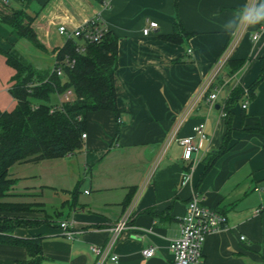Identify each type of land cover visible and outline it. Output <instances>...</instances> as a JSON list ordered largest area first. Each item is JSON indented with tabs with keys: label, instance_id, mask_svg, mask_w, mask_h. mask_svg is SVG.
I'll return each mask as SVG.
<instances>
[{
	"label": "crops",
	"instance_id": "0c3cea01",
	"mask_svg": "<svg viewBox=\"0 0 264 264\" xmlns=\"http://www.w3.org/2000/svg\"><path fill=\"white\" fill-rule=\"evenodd\" d=\"M0 1L32 17L44 48H34V61L27 59L37 70L51 67L54 50L66 40L59 24L72 29L99 16L117 38L119 114L88 113L85 137L75 153L13 164L12 192L35 204L25 217L38 223L14 227L11 236L39 240L42 264H94L89 246L105 244L110 227L151 172L134 205L131 226L112 246L117 259L102 264H172L168 244L179 235L178 221L192 194L226 219L221 230L205 237L203 264H264V137L255 129L264 128V77L244 109L245 96L229 107L228 123L223 115L230 89L249 86L259 73L264 33L256 40L252 34L264 23V0H255L240 31L247 0H110L108 7L102 0ZM150 21L157 27L144 35ZM175 25L184 33L181 42L163 40L160 36ZM234 38L230 57L242 64L231 76L221 73L212 107L204 98L191 103ZM19 40L0 22V111L16 104L8 92L14 70L3 52L11 47L20 52ZM177 121V131L169 137ZM199 122L204 123V138L194 136L192 128ZM186 136L198 146L188 158L178 143ZM216 152L214 162L206 165ZM61 221L75 230L73 238L62 233ZM150 246L154 254L142 256L141 250ZM28 259L24 247L0 242V264Z\"/></svg>",
	"mask_w": 264,
	"mask_h": 264
},
{
	"label": "trees",
	"instance_id": "16d2710c",
	"mask_svg": "<svg viewBox=\"0 0 264 264\" xmlns=\"http://www.w3.org/2000/svg\"><path fill=\"white\" fill-rule=\"evenodd\" d=\"M0 22L9 27L16 39H23L32 47L44 50L32 26V17L22 9L0 5ZM183 35V31L175 25L170 34L160 37L179 43ZM79 43L78 39H67L54 50L57 60L65 56L75 59L71 67L62 68L60 76L51 72V67L35 69L14 47L3 52L6 64L14 70L8 92L16 104L10 111H0V242L24 247L29 259L23 264H42L39 240L13 237L10 233L14 227L37 224V221L25 217L29 210L36 207L32 202L20 200L19 196L23 194L12 192L16 179L11 176L10 168L15 163L36 162L75 153L81 147L88 113L108 110L115 117L119 114L114 85L116 36L107 29L99 42L85 43L84 50L76 52L75 47ZM241 64L242 60L229 57L213 78L204 99L214 87L222 84V72L231 76ZM263 77L264 58H261L255 80L245 88L235 85L230 89L224 102L227 123L229 107L244 96L247 100L252 99L255 87ZM66 89H71L72 100L50 112V107L57 103V94ZM255 129L264 137L263 127L258 125ZM217 155L218 152L209 156L206 165L213 163Z\"/></svg>",
	"mask_w": 264,
	"mask_h": 264
},
{
	"label": "built area",
	"instance_id": "2783aa9c",
	"mask_svg": "<svg viewBox=\"0 0 264 264\" xmlns=\"http://www.w3.org/2000/svg\"><path fill=\"white\" fill-rule=\"evenodd\" d=\"M255 0H247L245 17L242 21L239 31L244 28L246 24V16L252 10ZM1 6H6L5 2L0 1ZM110 5V0H102V6L108 7ZM157 27L155 21L148 22L147 26L142 29L144 35L148 34ZM107 26L104 24L99 16H94L84 20L78 26L68 29L64 24H59L57 30L59 33L63 34L67 39H78L80 43L76 45L75 51L82 52L84 50L85 43H97L101 40L105 32L107 31ZM264 33V23L252 34V39L256 40L261 34ZM235 45V38L231 40L220 53L215 63L213 64L209 74L202 80L195 96L191 99V103L198 99L204 98L205 93L208 90L209 85L211 84L213 78L230 57L233 47ZM190 50L188 49V52ZM75 62L74 58L65 56L62 60H57L53 58L51 65V72H55L56 75L62 74L63 67H71ZM221 86L214 87L211 92L205 97L206 102L209 107H212L215 102L218 92L221 89ZM73 93L71 89H66L60 94H57V103L50 107L49 111L60 108L61 104L72 100ZM248 100H245L242 104V107H246ZM190 103V104H191ZM225 115V113H223ZM178 128V121L174 124L169 137L175 134ZM194 136L197 138H204V123L199 122L193 126ZM82 138L85 137V133H82ZM178 143L183 148V156L188 158L191 152H197L198 146L194 142L193 137H181L178 139ZM151 172L145 178L142 185L146 183L149 179ZM142 185L137 187L129 202L128 205L119 218V220L113 224L110 229V235L105 242V244L99 245H90L89 249L94 255V264H102L106 260L115 261L117 256L112 252V246L118 236V234L126 228H129L131 225V219L133 218L134 205L137 201V198L141 192ZM258 209L255 210V213H258ZM225 216L220 212L204 205L196 196L192 194L189 200L187 201L184 214L180 217L178 221L179 235L178 237L172 239L168 248L172 253V264H203L202 256V247L205 240V237L209 233L217 232L221 230L225 224ZM62 233L67 238H73L75 230L71 228L66 221H61L59 224ZM243 239V236L240 237ZM141 254L144 257H150L154 254V248L152 246L143 248Z\"/></svg>",
	"mask_w": 264,
	"mask_h": 264
},
{
	"label": "rangeland",
	"instance_id": "374dc122",
	"mask_svg": "<svg viewBox=\"0 0 264 264\" xmlns=\"http://www.w3.org/2000/svg\"><path fill=\"white\" fill-rule=\"evenodd\" d=\"M20 43H18L16 46L19 48L21 54L30 61H34L32 58L34 56V52L36 53V49L29 45L25 40H19ZM33 59V60H32ZM57 99V97H56ZM17 167V165H13V167L10 168V172L12 173V170L14 171V168Z\"/></svg>",
	"mask_w": 264,
	"mask_h": 264
},
{
	"label": "water",
	"instance_id": "95a60500",
	"mask_svg": "<svg viewBox=\"0 0 264 264\" xmlns=\"http://www.w3.org/2000/svg\"><path fill=\"white\" fill-rule=\"evenodd\" d=\"M216 108H218V105H215Z\"/></svg>",
	"mask_w": 264,
	"mask_h": 264
}]
</instances>
